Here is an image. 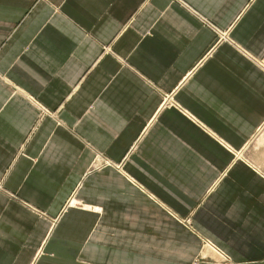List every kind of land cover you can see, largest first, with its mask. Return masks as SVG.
Instances as JSON below:
<instances>
[{"label": "crops", "instance_id": "obj_1", "mask_svg": "<svg viewBox=\"0 0 264 264\" xmlns=\"http://www.w3.org/2000/svg\"><path fill=\"white\" fill-rule=\"evenodd\" d=\"M262 61L264 0H0V264H264Z\"/></svg>", "mask_w": 264, "mask_h": 264}, {"label": "rangeland", "instance_id": "obj_2", "mask_svg": "<svg viewBox=\"0 0 264 264\" xmlns=\"http://www.w3.org/2000/svg\"><path fill=\"white\" fill-rule=\"evenodd\" d=\"M169 99L167 100V103H165L164 106H170L168 105ZM109 165V163H95L92 165V167L89 169V174L101 170L104 166ZM73 203V202H72ZM70 203V204H72Z\"/></svg>", "mask_w": 264, "mask_h": 264}, {"label": "built area", "instance_id": "obj_3", "mask_svg": "<svg viewBox=\"0 0 264 264\" xmlns=\"http://www.w3.org/2000/svg\"><path fill=\"white\" fill-rule=\"evenodd\" d=\"M260 66L264 69V61L260 62Z\"/></svg>", "mask_w": 264, "mask_h": 264}]
</instances>
